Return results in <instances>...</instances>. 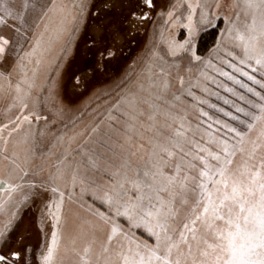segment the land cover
I'll use <instances>...</instances> for the list:
<instances>
[{
  "label": "rangeland",
  "instance_id": "1",
  "mask_svg": "<svg viewBox=\"0 0 264 264\" xmlns=\"http://www.w3.org/2000/svg\"><path fill=\"white\" fill-rule=\"evenodd\" d=\"M152 3L7 5L13 15L0 24V37L9 41L0 54V255L18 264H45L54 247L51 264H125V256L156 245L148 228L160 229L146 213L163 203L161 222L166 220L168 234L180 245L173 258L200 264L206 226L191 223L202 211L201 205L193 212L203 168L198 157L217 164L200 149L224 156L225 144L243 148L231 157L230 170L237 174L264 158V67L256 63L264 48V4ZM219 17L224 24L215 45L197 55L198 37ZM253 21L256 30L250 33ZM238 33L246 40L257 37L254 51L245 53ZM173 175L176 181L168 185L164 177ZM161 186L183 195L187 204L177 196L173 205L169 192H158ZM125 204L137 205L131 219L116 214ZM169 207L174 215L167 214ZM185 224L197 229L196 240ZM209 240L214 242L210 234Z\"/></svg>",
  "mask_w": 264,
  "mask_h": 264
},
{
  "label": "snow or ice",
  "instance_id": "2",
  "mask_svg": "<svg viewBox=\"0 0 264 264\" xmlns=\"http://www.w3.org/2000/svg\"><path fill=\"white\" fill-rule=\"evenodd\" d=\"M12 2L14 0H0V11L4 12V16H0V24L6 23L5 16L13 15V12L7 7ZM259 2L260 4H264V0H259ZM146 3L151 5L152 0H146ZM246 3L248 7L254 6V0H246ZM24 6L27 7V0H24ZM208 22L211 23L210 20ZM255 30V21H253L249 32L252 33ZM260 33L261 36H264V23L261 25ZM238 39L244 43V51L246 54L254 51V46L251 42L256 40L257 37L249 35L246 40L243 34L238 33ZM8 43L9 41L6 38L0 37V54L5 52L4 45ZM256 63L264 67V48L261 49L259 58H256ZM236 71L240 70L236 69ZM222 75H226L228 79L234 80V77L227 73H222ZM242 75H247V73H242ZM248 79L254 80L252 76H248ZM235 82L240 83V81ZM254 82L259 83L258 81ZM241 86L243 87L244 85ZM261 87H264V84H261ZM17 90L19 91V89ZM225 90L232 91L230 88H226ZM248 90L252 91L251 88ZM24 107H27V105L25 104ZM237 111L242 110L237 109ZM260 111L264 113V106L261 107ZM204 114L206 115V113ZM254 119H259V117H254ZM23 120H29V116H24ZM251 127L253 125H249V128ZM229 131L235 132L236 130L229 129ZM236 134L243 140V136L240 133L237 132ZM200 151L208 152V156L217 162L216 166L213 167L209 165L205 157H198L203 164V168L199 172L200 182L196 185L199 192L196 207L193 208V212H196V208L201 205L202 211L196 215L191 223L195 225L197 221H200L206 226V235L201 237V241L206 247L200 249V255L203 257L200 264H264V158L261 159L258 165L253 164L251 167H246L244 172L237 174L230 170L229 166L233 163L231 157L235 155L236 151L243 152V148L236 149L233 147L232 150H229L225 144L223 148L224 156L214 154L207 149H200ZM255 151L256 148L253 149V154ZM168 155L171 156L172 153H168ZM249 158L251 159V156ZM175 172L176 175L179 174V165L176 167ZM176 175L164 177L168 185L175 183ZM187 179L185 177V181ZM134 185L136 188L140 187L138 182H134ZM209 185L212 186L211 189ZM180 188L181 192H184L186 183H181ZM196 188L193 189L194 192ZM53 191L56 190L53 189ZM158 192H169V189L168 187L161 186ZM169 195L172 197L173 205L175 204L177 196L180 197L182 204H187V200L180 193L169 192ZM139 199H142V197H138ZM157 199H160L159 195ZM107 202L109 204L113 203L110 197ZM122 207L123 212L117 208L116 214L128 216L131 219L129 213L137 205H131L129 207V205L125 204ZM162 208L163 203H161V207L157 208L155 212L148 211L146 215L156 219V227L160 229V232L164 233L163 237L160 232H156L149 227L148 231L150 234L156 237V245L154 247L145 245L144 252L138 250L131 258L125 256V264H181L178 257L173 258V249H179L180 245L175 243L172 236L168 234L166 220L165 222H161ZM167 214L174 215L172 207L168 208ZM167 214L163 215L166 217ZM217 222H222L225 227H219ZM184 228L193 233V240L197 239L195 235L197 229L195 227L189 228L188 224H185ZM117 231L118 228L113 226L111 229L112 234L115 235ZM209 234L214 242H210ZM112 238V235H110L109 242ZM180 240L183 243H187V237L183 232L180 234ZM55 244L56 234L54 233L53 245ZM140 247L138 244L137 249H140ZM188 249L191 252V245H188ZM54 251V247L48 249V254L44 257L45 264H51ZM87 251L88 249H85L86 253ZM14 255L18 258V254ZM135 257H139V259ZM6 259V257L0 255V264H4ZM85 264H87V261H85Z\"/></svg>",
  "mask_w": 264,
  "mask_h": 264
},
{
  "label": "trees",
  "instance_id": "3",
  "mask_svg": "<svg viewBox=\"0 0 264 264\" xmlns=\"http://www.w3.org/2000/svg\"><path fill=\"white\" fill-rule=\"evenodd\" d=\"M224 18L219 17L215 26L205 30L196 41V53L199 56L205 55L215 45L218 35L223 27Z\"/></svg>",
  "mask_w": 264,
  "mask_h": 264
},
{
  "label": "water",
  "instance_id": "4",
  "mask_svg": "<svg viewBox=\"0 0 264 264\" xmlns=\"http://www.w3.org/2000/svg\"><path fill=\"white\" fill-rule=\"evenodd\" d=\"M4 264H18L17 262H15V260L12 259H6V261L4 262Z\"/></svg>",
  "mask_w": 264,
  "mask_h": 264
},
{
  "label": "crops",
  "instance_id": "5",
  "mask_svg": "<svg viewBox=\"0 0 264 264\" xmlns=\"http://www.w3.org/2000/svg\"><path fill=\"white\" fill-rule=\"evenodd\" d=\"M1 188H2V184H1V180H0V191H1ZM55 259L57 260V255L55 256Z\"/></svg>",
  "mask_w": 264,
  "mask_h": 264
},
{
  "label": "flooded vegetation",
  "instance_id": "6",
  "mask_svg": "<svg viewBox=\"0 0 264 264\" xmlns=\"http://www.w3.org/2000/svg\"><path fill=\"white\" fill-rule=\"evenodd\" d=\"M148 5H149V4H148ZM152 5H153V3H151V5H149V6L151 7ZM12 256H13V258L16 257V255H14V254H13Z\"/></svg>",
  "mask_w": 264,
  "mask_h": 264
}]
</instances>
